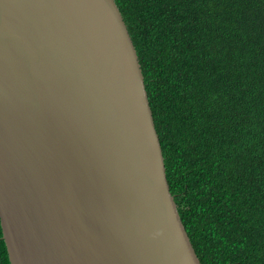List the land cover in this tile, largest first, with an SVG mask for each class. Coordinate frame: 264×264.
<instances>
[{"label": "water", "instance_id": "obj_1", "mask_svg": "<svg viewBox=\"0 0 264 264\" xmlns=\"http://www.w3.org/2000/svg\"><path fill=\"white\" fill-rule=\"evenodd\" d=\"M0 218L11 264H202L115 0H0Z\"/></svg>", "mask_w": 264, "mask_h": 264}, {"label": "trees", "instance_id": "obj_2", "mask_svg": "<svg viewBox=\"0 0 264 264\" xmlns=\"http://www.w3.org/2000/svg\"><path fill=\"white\" fill-rule=\"evenodd\" d=\"M115 1L198 257L264 264V0Z\"/></svg>", "mask_w": 264, "mask_h": 264}]
</instances>
